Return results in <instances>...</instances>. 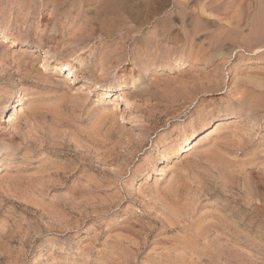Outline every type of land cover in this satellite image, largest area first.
<instances>
[{"label":"rangeland","instance_id":"374dc122","mask_svg":"<svg viewBox=\"0 0 264 264\" xmlns=\"http://www.w3.org/2000/svg\"><path fill=\"white\" fill-rule=\"evenodd\" d=\"M192 1L0 0V264H264V0Z\"/></svg>","mask_w":264,"mask_h":264},{"label":"bare ground","instance_id":"6f19581e","mask_svg":"<svg viewBox=\"0 0 264 264\" xmlns=\"http://www.w3.org/2000/svg\"><path fill=\"white\" fill-rule=\"evenodd\" d=\"M134 1V0H133ZM141 1H144V0H141ZM186 1L187 0H176V4H177V6H178V10H179V12H181V19H185V15L187 14V9L185 8L186 7V5L188 6V4H186ZM189 2L190 1H192V0H188ZM205 1V0H204ZM228 1V0H227ZM241 1V0H240ZM244 1V0H243ZM254 1H256V0H254ZM193 2V1H192ZM239 2V1H238ZM162 3V2H161ZM167 3V2H166ZM198 3H200V2H198ZM202 3V2H201ZM206 3V7L208 8H210V6H212V5H215V4H217L216 3V0H208L207 2H205ZM234 3V2H233ZM246 3H248V2H246ZM257 3V2H256ZM238 4V3H237ZM136 5V4H135ZM170 5V4H169ZM191 5V4H190ZM189 5V6H190ZM193 5V4H192ZM191 5V6H192ZM221 5V4H220ZM219 5V6H220ZM231 5H232V3H231ZM236 5V4H235ZM175 6V5H174ZM190 6V7H191ZM199 6V5H198ZM216 6V5H215ZM222 6V5H221ZM237 6V5H236ZM236 6H235V8H236ZM195 7H196V5H195ZM214 7V6H213ZM231 7V9H232V6H230ZM229 7V8H230ZM240 7V6H239ZM248 7V6H247ZM174 8V7H173ZM188 8V7H187ZM216 8V7H215ZM200 9V8H199ZM231 9H230V12H231ZM237 9V8H236ZM198 10V9H197ZM197 10H196V12H197ZM250 10V9H249ZM248 10V11H249ZM212 11V10H211ZM219 12H220V10H218ZM222 11H223V13H224V11H229L228 10V8H224V9H222ZM259 11V10H258ZM175 12V11H174ZM199 12V11H198ZM234 12V11H233ZM238 12V11H237ZM222 13V12H221ZM228 13V12H227ZM241 13V12H240ZM264 13V12H263ZM199 14V13H198ZM225 14V13H224ZM233 14V13H232ZM168 15H170V14H168ZM172 16V15H171ZM194 16V15H193ZM198 16V15H197ZM196 16V17H197ZM227 16V15H226ZM236 16H238V15H235V17ZM260 16V15H259ZM187 17V16H186ZM235 17H234V15H233V17H231V18H234L235 19ZM242 17V16H241ZM157 18H159V17H157ZM198 18H200V16H198ZM197 18V19H198ZM149 20V19H148ZM155 20V19H154ZM186 20V19H185ZM184 20V21H185ZM229 20V19H228ZM231 20L232 19H230V23H231ZM242 20V19H241ZM244 20V19H243ZM242 20V21H243ZM241 22V21H240ZM187 23V22H186ZM212 23V22H211ZM234 23V22H233ZM239 23V22H238ZM188 24V23H187ZM208 24V23H207ZM216 24V23H215ZM225 24V23H224ZM232 24V23H231ZM234 24H237V23H234ZM251 24V23H250ZM184 25V24H183ZM196 25H198V24H196ZM247 25V24H246ZM231 26V25H230ZM239 26H240V24H239ZM239 26H236V29H237V27H239ZM235 26L233 25V27H232V30H234L233 28H234ZM162 29H163V31L164 32H166V31H168V32H171V31H173L172 29H165L164 27H161ZM170 28H173V27H170ZM218 29L219 28H221V31H222V29L223 28H225V26L224 25H220V26H218L217 27ZM228 28H229V26H228ZM200 29V28H199ZM198 29V30H199ZM218 29H217V31H218ZM238 29H240V28H238ZM157 30V29H156ZM181 30L185 33V34H188V32H187V30H185V28H183V27H181ZM224 30V29H223ZM227 30V29H226ZM225 30V31H226ZM242 30V29H241ZM220 31V32H221ZM235 31V30H234ZM219 32V33H220ZM251 32V31H250ZM217 33V32H216ZM215 33V34H216ZM225 33V32H224ZM229 33V32H228ZM232 33H233V31H232ZM165 34V33H164ZM163 34V35H164ZM172 34V33H171ZM170 34V35H171ZM192 34V33H191ZM196 34V33H195ZM214 34V35H215ZM223 36H224V34H222ZM247 35V34H246ZM221 36V35H220ZM227 36V35H226ZM225 44H227V43H225ZM224 44V45H225ZM244 44V43H243ZM245 45V44H244ZM224 47V46H223ZM256 48V47H255ZM262 50V48L260 47V49H257V52L258 51H261ZM148 71H146V73H147ZM65 78H72L73 77V73L71 72V70H69L68 69V71L66 72V76H64ZM138 81H140V79L139 80H133L129 85H130V87H134L135 85H136V83H138ZM123 84H125L124 82H123ZM120 86V85H119ZM126 87H128V85L126 86ZM123 88L124 87H122V88H119V87H109V88H105V92L106 93H113V92H117L118 90H120V91H122L123 90ZM18 102V101H17ZM20 102V101H19ZM17 104V103H16ZM19 104V103H18ZM15 109V108H14ZM7 110V109H6ZM13 115V114H12ZM12 118V117H11ZM219 124V123H218ZM221 124V123H220ZM217 126V125H216ZM221 126V125H220ZM219 128H222V126L221 127H219ZM197 132V131H196ZM195 135H196V133L195 132H191L190 134H188V135H185L186 136V138L185 137H183V138H185V141L184 142H182L180 145H178V147H176L175 148V150H174V155H175V157H177L178 155H180V154H183L185 151H189L190 149H191V142H190V140L192 139L193 140V138L195 137Z\"/></svg>","mask_w":264,"mask_h":264}]
</instances>
